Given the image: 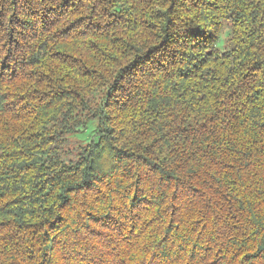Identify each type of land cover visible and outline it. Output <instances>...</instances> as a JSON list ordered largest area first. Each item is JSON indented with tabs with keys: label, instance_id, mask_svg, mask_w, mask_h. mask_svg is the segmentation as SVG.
Instances as JSON below:
<instances>
[{
	"label": "trees",
	"instance_id": "16d2710c",
	"mask_svg": "<svg viewBox=\"0 0 264 264\" xmlns=\"http://www.w3.org/2000/svg\"><path fill=\"white\" fill-rule=\"evenodd\" d=\"M26 4L0 21V264H264V0Z\"/></svg>",
	"mask_w": 264,
	"mask_h": 264
},
{
	"label": "rangeland",
	"instance_id": "374dc122",
	"mask_svg": "<svg viewBox=\"0 0 264 264\" xmlns=\"http://www.w3.org/2000/svg\"><path fill=\"white\" fill-rule=\"evenodd\" d=\"M27 1L32 2V0H0V21L2 20V22L4 23L8 22L12 12L13 14L15 13L13 16L16 19V17L19 16L21 14V11L24 9L23 6L27 5ZM54 17L55 16H52V19H54ZM219 47L221 49H224L223 40L220 42ZM94 130L95 123L92 122L90 123V125H88L87 129L81 131L76 136V140L84 144L89 143L93 137Z\"/></svg>",
	"mask_w": 264,
	"mask_h": 264
}]
</instances>
